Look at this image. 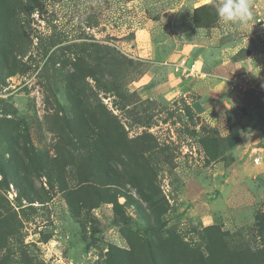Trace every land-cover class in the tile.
<instances>
[{
  "label": "rangeland",
  "instance_id": "374dc122",
  "mask_svg": "<svg viewBox=\"0 0 264 264\" xmlns=\"http://www.w3.org/2000/svg\"><path fill=\"white\" fill-rule=\"evenodd\" d=\"M202 1L175 59L151 54L175 52V0H0V264H264V122L139 86L188 54L264 106V60L234 71L264 0Z\"/></svg>",
  "mask_w": 264,
  "mask_h": 264
},
{
  "label": "crops",
  "instance_id": "0c3cea01",
  "mask_svg": "<svg viewBox=\"0 0 264 264\" xmlns=\"http://www.w3.org/2000/svg\"><path fill=\"white\" fill-rule=\"evenodd\" d=\"M206 1L207 0L200 3H194L193 6H198ZM182 4H184L183 0H175V32L172 33L175 40V52L174 42L167 37L157 44L155 50L151 51V54L159 57H171L175 54V59H177L179 56V48H184L188 43L186 49H192L193 45L189 41H192V39L196 37L198 31L193 27H188L185 30L180 29V21L177 19V13ZM259 9L260 7L258 5L257 10ZM254 25L258 31L256 33L259 36L264 35V32L260 31L261 29H264V27L260 26V23H254ZM257 34L254 35L257 40L246 45L247 55L243 60L235 63L234 71L247 70V67L260 68L262 65L264 60V47H262L261 44L256 45L259 38ZM262 39L264 40V38ZM259 41L261 42V40ZM186 56H188L190 62L193 60H195L196 63L198 62V60L192 58L191 55L187 54ZM150 65V70L154 72V74L151 76H145L139 84L141 87L144 86L142 92L146 97H151L164 92L181 95L188 100H191L201 109L202 112L210 111L211 114H230V112L234 111L236 108L245 106V108L247 107L251 109V116L255 121L264 122V106L260 105L261 102L259 101V98L250 96L244 100L242 97L229 90L227 85L228 82L225 78H220L219 76L221 75L212 73L203 78H201L202 75H199L198 77H183L179 72H175L172 69L173 67H169L170 69L162 67L161 62H156L155 64ZM165 73H167V75L165 77L166 80L164 81L160 77V74L164 75ZM242 110L243 109H241V111ZM255 140L253 141V144L249 146V156L245 159V174L259 180L260 182H264V133L257 136ZM254 158H258V161L255 162Z\"/></svg>",
  "mask_w": 264,
  "mask_h": 264
},
{
  "label": "built area",
  "instance_id": "2783aa9c",
  "mask_svg": "<svg viewBox=\"0 0 264 264\" xmlns=\"http://www.w3.org/2000/svg\"><path fill=\"white\" fill-rule=\"evenodd\" d=\"M174 71L179 72L183 77H196L199 76V70L196 65V61H189L188 56L183 55L180 59L173 64ZM230 89L232 92L244 93L246 90V81L238 80L236 78H231L229 82ZM254 161L257 162L258 158H254Z\"/></svg>",
  "mask_w": 264,
  "mask_h": 264
}]
</instances>
